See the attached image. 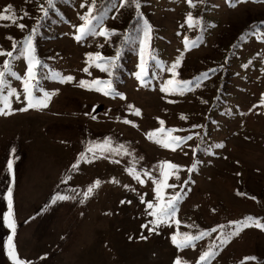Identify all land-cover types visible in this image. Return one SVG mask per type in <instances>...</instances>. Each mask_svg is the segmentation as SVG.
<instances>
[{
    "label": "rangeland",
    "instance_id": "obj_1",
    "mask_svg": "<svg viewBox=\"0 0 264 264\" xmlns=\"http://www.w3.org/2000/svg\"><path fill=\"white\" fill-rule=\"evenodd\" d=\"M44 1L0 0V11L11 5L7 14L15 17L0 19V49L12 50L32 34L41 61L33 95L51 93L46 106L27 107V61L17 48L0 84V264H15L10 251L27 264H174L177 257L196 264L213 242L208 264H264V228L255 221L220 242L222 232L236 228L229 221L251 216L264 224V0H138L139 10L133 0H116L91 14L97 34L80 41L74 33L93 0H64L47 15ZM129 7L139 20L137 34L125 37L119 20ZM119 35L123 52L109 75L86 53L114 56ZM6 58L0 56V70ZM53 73L74 79L62 83ZM109 78L124 98L103 83ZM10 88L16 93L9 95ZM174 136L191 138L164 147ZM164 161L182 167L169 169ZM154 180L164 185L160 200ZM176 191L184 194L175 215L152 223L146 201L160 204ZM57 193L68 198L54 201ZM9 197L14 229L4 223ZM217 225L225 227L212 232ZM204 230L209 234L195 247L172 243L173 234L180 244L184 234Z\"/></svg>",
    "mask_w": 264,
    "mask_h": 264
},
{
    "label": "snow or ice",
    "instance_id": "obj_2",
    "mask_svg": "<svg viewBox=\"0 0 264 264\" xmlns=\"http://www.w3.org/2000/svg\"><path fill=\"white\" fill-rule=\"evenodd\" d=\"M125 2V0H120V3L123 4ZM187 2L189 4H192V0H187ZM94 3L95 0H93L92 4H89L87 6V12L81 17V19L83 20V23L79 24L77 26V32L74 33V37L77 41H80L84 36L88 35V34H97V27L95 26L94 22L98 20L97 16H93L91 15L93 10H94ZM133 3L135 4V7L137 10H139L140 8V4L138 3V0H133ZM47 4L48 7H54V3L53 0H47ZM81 7L84 8L85 7V3H81ZM12 11V6L11 5H6L4 10L0 11V19H9V20H14L15 17L14 16H10L7 13ZM41 11L45 12V15H47V11L41 7ZM26 14V13H25ZM188 23L189 26H192L193 23V18L191 17V15L189 14L188 16ZM17 27L23 28L24 25L23 24H18ZM112 32L115 31V29L111 30ZM150 31V26L148 25L147 21L144 22V34H145V38H147L148 34ZM35 32V28L32 29V33ZM99 34L103 35V36H107L109 34L108 30L100 28L99 29ZM9 39H12L11 37H8ZM141 44H143V41H141ZM185 44L187 45V37H185ZM17 48H19V52L16 54L17 56L23 57L26 61H27V67H26V73L25 76L22 80V86L24 89V94H25V99L28 101L27 107L29 108H35V107H42V106H46V102L47 100L50 98L51 93L47 92V91H43L41 89V91H43V98H37L33 95V90L35 87L34 81H36L37 79V68L41 65V61L38 58V56L36 55V48L34 46V41L32 38V34H29L28 36H26L22 43L17 44L16 42H13L12 45V50H8L5 51L3 49H0V56H6L7 58L4 59L3 64H4V70H0V84L3 83V78L5 76V72L6 71H10V59L14 58V53H16ZM87 57H92L95 56L97 63H96V67L97 68H101L102 71H106L109 72V75H111V72L109 71V67H115V61L116 59L119 57V50H117L116 54L112 57H108V58H104L103 54L100 52H95V53H86ZM101 61H103V64L101 63ZM180 63V60L177 59L174 64H173V69ZM45 67H47V65H44ZM87 67H85L83 69V71H87ZM172 69H169V71H171ZM147 71L146 69V64L143 60V49L141 52V63L139 65V71L136 73L137 79H141L142 80V76L143 74H145ZM211 71V70H210ZM13 76H16L17 74L15 72H12ZM54 76L59 77L58 73H53ZM206 75V74H205ZM61 82H71L74 77L71 75L68 76H64V77H59ZM99 81H93V83H98ZM103 83H105L108 87V89L112 92H115L114 89H112L111 86V81H104ZM169 84H172L173 81L169 80L168 81ZM182 84H187L188 82L184 81V82H180ZM81 85L87 87L88 85H85L84 81H81ZM98 91H103V89H97ZM162 91H169L168 88H162ZM16 90L15 89H9V95L15 94ZM105 94H109L108 92H105ZM116 95L120 96L121 98H124L123 93L120 92H115ZM5 106L7 107V103L5 102ZM132 105H129V108H131ZM20 110H26V109H20ZM140 109L136 108L135 112L137 115L140 114ZM93 119H95V117H93ZM159 120V118H157ZM126 123H132L131 121H125ZM159 123L161 125L164 124L163 120H159ZM193 127H197V125H193ZM169 131H172V129H169ZM148 135L149 139H152V135L151 133L146 134ZM191 137H184V136H174L171 138L169 143L164 144V147H172L173 144H175L176 146H179L180 143H182L185 139H190ZM104 144L107 145L109 144V141L106 139L104 141ZM175 150V149H173ZM14 151V149H13ZM80 159L84 158V153H80L79 156ZM162 165H167V167L169 169H179L180 167H182L181 165H177L174 164L170 161H164L161 162ZM77 165L73 164V168H75ZM8 167L9 170H11L12 167V161L9 160L8 162ZM193 167H195V164H193ZM130 172H132L131 169H129ZM188 171H192V168H189ZM134 177L139 179V182L141 184L144 183V180L141 179L138 175H136L135 173ZM175 174V173H173ZM144 175L151 177V173H148L147 171L144 172ZM165 177H167L168 173H164ZM96 184H99V181L95 182ZM154 184H156V188L154 189L157 195V199L160 200L162 199L161 197V187L164 186L163 183L159 180H154L153 181ZM185 184L187 183V181L184 182ZM168 187H172V188H176V185H167ZM92 188L89 187V193L91 192ZM9 192H11V189H9ZM88 193H85V195H87ZM183 191H176L173 194L170 195V197L164 201L163 203L160 204H155L149 200L146 201L147 207L150 209H153V211L150 213V215L154 216L156 219L152 222L154 224H159V222L161 220H163L164 218H169L175 215L176 212V204L177 201L180 199V197L183 195ZM67 199L68 197L60 195L59 193L56 194V196L53 197V200L55 201V199ZM141 199L143 200V197H141ZM253 199H255V197H253ZM121 203H124V201H121ZM11 213V198L9 197V213H5L4 215V223L7 225V227L14 229V223H12L9 220V216ZM247 221H255V226L258 228H264V224L260 223L258 218L255 217H245L243 219V221H229V225H236L235 229H232L230 231H228L226 234H224L223 232L220 235V242L221 243H226L231 236L236 235L239 230L242 227H248L250 226ZM177 223H179V221H177ZM142 227H146L145 225H142ZM224 225H217L215 228L211 229L212 232H216L217 229H224ZM149 231H155V229L149 228ZM209 234L208 230H204L203 232H200L196 235H190V234H184L185 235V239L183 241L180 242V244L177 243V237L176 234H173L171 237L172 243L174 245L179 246H186V245H191L192 247H195V241L198 239H201L204 235ZM142 239L146 238V237H141ZM12 237L9 236L8 237V241H11ZM131 239V237H130ZM8 246V245H6ZM214 248H215V242H213V247L209 248L206 251H203L200 255V257L198 258V260L196 261V264H201V262H203V264H208V259L213 256L214 254ZM9 256L10 258H12L15 261V264H27L26 261H22L13 251L9 252ZM245 260L248 259H256L255 257H245ZM174 264H180V258L177 257L176 260L174 261Z\"/></svg>",
    "mask_w": 264,
    "mask_h": 264
},
{
    "label": "trees",
    "instance_id": "obj_3",
    "mask_svg": "<svg viewBox=\"0 0 264 264\" xmlns=\"http://www.w3.org/2000/svg\"><path fill=\"white\" fill-rule=\"evenodd\" d=\"M62 1H64V0H53L54 6H56V8L59 9V4L58 3L62 2ZM115 1L116 0H95L94 10H93L92 14H99L100 11H103V10L109 8ZM42 5L44 6L46 11H48V9L50 10V8L47 7V5H48L47 4V0L44 1L42 3ZM129 8L130 9L126 13L125 18H122L121 20H119L121 25L125 27L124 28L125 29L124 35L126 34L125 37L129 36V34H133V30L134 29H135L134 32H136V34H137V29H136L137 26L136 25L138 24L137 20H139L137 14H135L136 11L133 8H131V7H129ZM86 12H87V10H86ZM43 14H45V12ZM123 40H124V36L119 35L118 36L117 45H115V46H117V49L119 50L120 56L122 55V52H123V50H120V48L125 43ZM110 42L115 44L116 41H115V39H111ZM36 54H38L37 50H36ZM109 81L112 82V81H115V80L114 79L112 80V78H109ZM116 83H117V81H116Z\"/></svg>",
    "mask_w": 264,
    "mask_h": 264
}]
</instances>
